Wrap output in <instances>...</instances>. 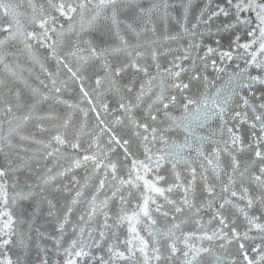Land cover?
I'll return each instance as SVG.
<instances>
[{"label":"snow or ice","instance_id":"snow-or-ice-1","mask_svg":"<svg viewBox=\"0 0 264 264\" xmlns=\"http://www.w3.org/2000/svg\"><path fill=\"white\" fill-rule=\"evenodd\" d=\"M0 264H264V0H0Z\"/></svg>","mask_w":264,"mask_h":264}]
</instances>
